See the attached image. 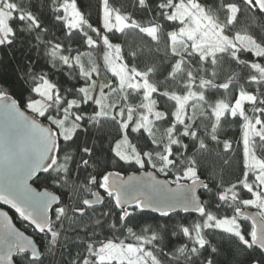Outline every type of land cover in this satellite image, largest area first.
<instances>
[{
  "label": "trees",
  "instance_id": "obj_1",
  "mask_svg": "<svg viewBox=\"0 0 264 264\" xmlns=\"http://www.w3.org/2000/svg\"><path fill=\"white\" fill-rule=\"evenodd\" d=\"M189 1L197 2L223 35L248 37L258 51L227 46L213 52L214 65L202 59L201 53L212 54L206 49L181 45L173 51L170 36L183 23L171 15L180 3ZM72 2L80 15L74 27L69 25L64 10ZM0 3L11 6L7 33L5 38L0 37V94H10L37 115L33 103L47 84L51 97L39 118L49 122L58 135L56 160L33 180V185L53 190L60 202L52 208L44 235L11 212L14 222L33 235L40 247L37 259H30L28 252H17L16 264H128L99 263L100 247L106 243L139 246L146 242L156 250L162 264H264V254L251 242L246 245L236 233L204 225L209 216L233 217L242 236H253L249 220L236 214L239 209L252 208L245 201L252 198L248 187L255 185V173L247 168L243 126L246 119L255 123L264 118V61L256 60L264 57V15L252 2L144 0L143 7L137 0ZM103 7L125 17L129 25L102 30ZM169 15L172 22L166 19ZM154 25L155 36L144 32ZM102 35L119 46L129 70L143 73L156 88L154 97L164 116L149 131L134 126L143 103L141 90L125 89L110 114L99 113L101 105L95 98L100 89L113 88L106 76L113 74L101 61L106 50ZM177 64L179 68L173 72ZM189 90L196 95L193 114L184 121L176 120L173 95ZM242 94L251 99L243 101L241 115L234 117L229 108L222 114L215 112L218 103L230 107ZM119 108L121 115L117 114ZM127 110L134 113L128 121ZM65 116L70 126H64L66 134H62L58 123ZM260 126L261 134L250 140L249 147L264 163V124ZM121 137L128 140L134 158L115 149ZM148 169L175 183L203 181L201 209L196 213L156 215L133 205L123 215L114 205L113 195L104 190L106 175ZM94 191L101 195V202L84 206L83 200Z\"/></svg>",
  "mask_w": 264,
  "mask_h": 264
},
{
  "label": "water",
  "instance_id": "obj_2",
  "mask_svg": "<svg viewBox=\"0 0 264 264\" xmlns=\"http://www.w3.org/2000/svg\"><path fill=\"white\" fill-rule=\"evenodd\" d=\"M252 3L264 15V0ZM57 151L58 135L50 123L23 108L10 94H0V264H16L14 256L19 251L39 258L35 237L14 222L11 212L37 234L46 233L60 196L48 188L38 189L33 180L53 165ZM202 188L199 179L175 183L153 169L110 172L104 181L105 192L113 195L114 205L123 215L133 205L156 215L196 213L202 207ZM101 200L94 191L83 205ZM236 214L249 220L253 226L250 242L264 254V217L254 208H242Z\"/></svg>",
  "mask_w": 264,
  "mask_h": 264
},
{
  "label": "rangeland",
  "instance_id": "obj_3",
  "mask_svg": "<svg viewBox=\"0 0 264 264\" xmlns=\"http://www.w3.org/2000/svg\"><path fill=\"white\" fill-rule=\"evenodd\" d=\"M11 6L8 3H0V37L3 39L7 33V16L9 14ZM65 14L68 17V22L71 27L77 26L80 21V15L75 7V4L68 3L64 6ZM173 18H178L182 21L183 25L180 30L170 36V46L173 51H176L178 47L189 45L193 49L201 50L206 49L207 52L213 53L224 49L227 46L235 47L243 46L245 48H251L256 51L254 43L248 37L235 36L229 38L221 32L219 26L205 13L203 8L194 1L180 3L173 14ZM100 25L102 30H107L115 27L117 30L128 26L127 19L119 14L111 13L104 7L101 8L100 13ZM144 32L151 36H155L157 33V26H149L143 29ZM102 42L106 46V50L101 57V61L106 64L108 71L113 75H106L107 81L113 84V88L110 91L100 89L99 94L95 98L96 103L100 104V114H110L111 106L113 104L120 103V96L124 93L125 89H131L132 91L141 90L143 96V103L141 111L138 113L137 119L134 121V126L143 128L149 131L154 125L155 121L164 116V112L159 108L156 99L154 97L155 86L146 81L145 75L137 70H129L120 55V48L118 45H112L102 35ZM94 64V62H93ZM101 70H99V75ZM107 82V83H108ZM102 82L100 81V85ZM96 85V84H95ZM110 94V95H109ZM196 95L192 90H189L185 94H174L173 97L176 101L175 118L176 120L184 121L191 117L192 105L194 97ZM51 94L49 86L43 85L39 91V96L33 103V106H37V117L43 113V107L50 100ZM123 97V96H122ZM119 98V99H118ZM251 99L248 94L239 95L230 107L225 103H218L215 112L222 114L224 110L229 108L231 114H242V103L244 100ZM124 104V103H123ZM30 107L31 110H33ZM120 109H117L118 115H121ZM112 114V113H111ZM133 111H126V120L133 118ZM65 116V119L59 121V131L62 134H66L70 125ZM68 122V123H67ZM66 123V124H65ZM65 126V128H64ZM68 134V133H67ZM261 134V126L257 125V122L252 123L248 119L245 120V124L242 130V141L245 146L246 163L247 168L255 173V185L254 188L249 186L248 188L252 192V198L245 201V205L257 208L262 217H264V163L256 157L250 147V140ZM115 149L121 155L127 158H134L135 154L128 144V140L125 137H121L115 144ZM205 226H215L217 228L233 232L242 236L239 231L238 221L233 217H226L222 219H214L207 217L205 220ZM101 254L97 258L99 263L125 262L128 264H162V260L159 259L156 250L150 247L146 242L142 245L132 244H119V243H106L100 247Z\"/></svg>",
  "mask_w": 264,
  "mask_h": 264
},
{
  "label": "snow or ice",
  "instance_id": "obj_4",
  "mask_svg": "<svg viewBox=\"0 0 264 264\" xmlns=\"http://www.w3.org/2000/svg\"><path fill=\"white\" fill-rule=\"evenodd\" d=\"M175 2H176V0H174V3ZM249 2L251 3L252 0H249ZM137 4L139 6H141V7H143L144 6V0H137ZM157 6L159 7L160 5L158 4ZM261 11H264V9H261ZM166 19H169V22H172L170 15L168 17H166ZM235 23H236V21H233V24H235ZM201 57H202V59L205 62H211L213 65L216 63V59H215V54L214 53L209 54V55H205V54L201 53ZM249 59H251V53H249ZM256 60H257V62L264 61V57L258 56L256 58ZM176 68H179V65L178 64L173 69V72L175 71ZM140 75L143 76L144 74H140ZM189 75H191V74H189ZM221 86L224 87V88H227L228 87L227 84H223ZM262 111H264V110H262ZM233 116L235 117V114H233ZM222 118L223 117L221 116V119ZM260 124H264V118H261L260 120L257 121V125H260ZM228 147L230 148V145ZM241 240L247 245V244L250 243L251 236L249 235L246 238L244 236H241ZM213 251H215V249H213ZM29 258L32 259V258H38V257H29ZM209 264H210V262H209ZM249 264H250V262H249ZM258 264H259V262H258Z\"/></svg>",
  "mask_w": 264,
  "mask_h": 264
}]
</instances>
